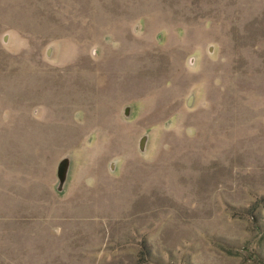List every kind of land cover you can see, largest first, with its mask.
I'll use <instances>...</instances> for the list:
<instances>
[{"label": "rangeland", "instance_id": "rangeland-1", "mask_svg": "<svg viewBox=\"0 0 264 264\" xmlns=\"http://www.w3.org/2000/svg\"><path fill=\"white\" fill-rule=\"evenodd\" d=\"M0 264H264V0H0Z\"/></svg>", "mask_w": 264, "mask_h": 264}]
</instances>
